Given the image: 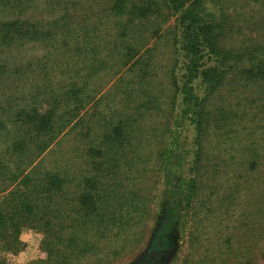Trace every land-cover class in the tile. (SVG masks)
I'll list each match as a JSON object with an SVG mask.
<instances>
[{"label": "trees", "instance_id": "16d2710c", "mask_svg": "<svg viewBox=\"0 0 264 264\" xmlns=\"http://www.w3.org/2000/svg\"><path fill=\"white\" fill-rule=\"evenodd\" d=\"M201 1L204 6L208 2ZM164 3L170 13L179 17L175 26L177 36L173 43L176 50L172 53V63L167 72L175 87L174 94L179 99H176L172 109L173 121L166 127L170 136H174V141L167 148L161 147L160 169L163 168L167 174L172 172L171 163L174 162L176 150H185L179 135L177 137L176 129L181 126L177 124L180 119L189 120L196 131L192 162L194 173L191 177L195 198L200 190L198 183H201L203 174H207L210 169L205 170L200 166L206 158L205 138L208 130L214 126L218 131L226 127L231 131L235 126L225 112L207 115L209 100L226 83L229 73L237 72L240 78L255 79L254 82L264 85V47L257 51H245V61L240 63L239 69L236 68L238 70L233 67L223 69L221 60L225 61L229 53L219 45L224 40L226 23L218 25L206 20L205 24L196 1L164 0ZM153 4L150 0H0V53L3 55L0 59V242L4 250L18 253L20 235L26 225L42 232L50 241L48 261L38 260L30 264H82L91 260L90 248L93 245H85L88 239L82 235L86 233L90 236L96 226L99 228L94 239L98 250L94 259L99 264L103 260L99 257L106 255L104 246L109 251L113 247L111 243L114 238L118 237L119 232L115 230L121 225L124 211L118 209L109 216L107 198L110 200L111 195L120 196V193H110L108 187L116 178L114 168L117 165L120 168V160L126 158L125 147L121 148L123 144L131 142L137 117L149 116L150 109L156 106L135 103L133 110L139 112L130 113L116 124L112 120L105 124L110 130L94 137L84 152L83 172H79V163L75 159V162L70 160L63 168L43 171L38 170L36 163L58 136L69 132L67 124L73 123L79 109L91 103L93 95L87 93L88 79L94 76L96 64L110 69L136 67L137 80L131 82L130 92L126 94L130 97L137 89L134 86L136 83L140 86L146 84L143 94L146 98L152 96L148 76L151 62L141 57L140 52L143 49V25L153 23L152 15L157 12L155 8L152 9ZM35 7H43L44 13L39 9L41 13L35 16L32 11ZM33 43L41 44L43 49L57 54V58L41 59L40 65L43 68H40L38 61L27 60L31 62L28 63L25 59L9 64L12 52H26V47ZM179 49L182 57L187 59L186 74H181L179 70H183L181 59L176 57ZM205 60L212 64L206 66ZM62 66L67 67L64 74L68 78L51 81L46 70L50 72L53 68L62 69ZM35 68L40 70L39 75ZM30 72L36 77L35 83L33 87L24 90L26 85H21L28 82ZM81 80L84 81L79 83ZM196 80L198 86L194 85ZM164 85L167 86L168 82L164 81ZM181 96L182 104L179 102ZM60 108H64V111L59 113ZM66 112H71L69 120L64 118ZM121 113L124 115V112H119L116 116ZM181 113L187 117H180ZM146 133L149 139L146 143L145 140L140 141L139 152L140 146L148 147L149 140H152L151 131ZM130 145L132 148L137 147ZM148 151L150 147L144 152ZM135 160L136 165L139 163L144 166L140 170L142 178L150 177V169L145 167L147 159L136 156ZM252 169L258 170L256 162ZM260 183L262 186L259 187V193L254 188L253 199L256 205L262 203L258 211H255L262 217L263 176ZM247 215L241 214V225H246ZM253 215L250 219L251 231L246 228L242 230L243 233L241 231L245 242L238 241L233 246L235 254L229 242V253H226L224 259V251H220V257L216 255L207 263L202 260L197 264H223L227 255L232 254L235 256L234 264H252L249 258L241 262L239 254L241 251L244 253L245 249L246 254H252V250L255 253L258 241L264 237V227ZM262 250L264 264V248Z\"/></svg>", "mask_w": 264, "mask_h": 264}, {"label": "rangeland", "instance_id": "374dc122", "mask_svg": "<svg viewBox=\"0 0 264 264\" xmlns=\"http://www.w3.org/2000/svg\"><path fill=\"white\" fill-rule=\"evenodd\" d=\"M189 1L198 3L205 24L207 21L218 25L226 23L224 40L221 41V46L219 45L229 53L225 61L221 60L223 69L231 67L239 69L240 63L245 61V51L263 49L264 0H208L205 3L206 7L201 0ZM150 2L151 4L154 2L152 9L155 8L157 12L152 15L153 23L143 25L141 41L143 49L140 55L151 62L148 76L151 81L149 91L152 96L146 98L143 94L146 84L140 86L136 83L134 86L137 89L130 97L126 94L130 92L131 82L137 80L136 67L110 69L96 64L94 76L88 79L87 93L93 95L91 103L79 109L77 116L72 120L73 123L67 124L68 129L70 128L69 132L58 136L36 164L38 170L43 171L56 167L63 168L70 160L75 159L79 163V172H83L84 152L91 145L94 137H99L102 132L110 130L105 124L110 120L116 124L130 113L139 112L133 110L135 103L156 106L155 109H150L149 116L137 117L131 142L128 145L123 144L121 148L125 147L126 158L120 160V168L118 165L116 169L114 168L116 178L108 187L110 193L117 191L120 196L111 195L110 200L107 198V204L109 216L114 211L123 209L124 218L120 219L121 225L115 230L119 234L111 243L113 247L111 246L108 251L107 246H104L106 255L101 258L97 256L103 259L99 264H197L202 260L207 263V260L210 261L214 256L218 257L220 251H224L222 256L224 259L226 253H229V250L227 252L229 242L233 254H235L233 246H236L238 241L245 242L242 230L246 228L247 231H251L250 219L253 214L264 227V216H258L255 212L262 203L258 202L256 205L253 199L254 188H257V192L260 190L261 176L264 177V106H262L264 85L254 82L255 79L240 78L237 72H233L227 75L226 83L210 98L206 109L207 115L213 116L225 112L235 126L231 131L226 129L227 127L218 131L214 126L208 130L205 138L206 158L200 166L205 170L210 169L207 174H203L201 183H198L200 190L194 198L191 177L194 173L192 162L196 131L189 120L180 119L177 124L181 125L179 130L176 129L177 137L179 135L185 150H176L174 162L171 163L172 172L167 174L163 168L160 169L161 147L167 148L174 141V136H170L166 127L173 121L172 109L179 97L176 98L174 94L175 87L167 72L172 63V53L176 50L173 43L177 36L175 26L179 17L169 12L164 0H150ZM39 9L44 13L43 7ZM39 9L36 7L32 9L37 17L41 13ZM94 17L96 18V15ZM102 20L106 22L104 18ZM97 45L100 46L99 43ZM29 46L26 47L28 49L26 52L22 50L12 52L13 55L8 60L9 64L25 59V61H38L40 68H43V65H40L41 59L57 58V54L43 49L41 44L33 43ZM2 56L0 53V59L3 58ZM176 57L181 59L180 65L183 68V70L179 68L181 74H186L187 59L182 57L180 49ZM205 61L206 66L212 64L209 60ZM123 62L125 63V58ZM62 67V69L53 68L50 72L46 70V75H49L51 81L66 80L68 77L64 74V70L66 71L67 67ZM35 71L36 74H40L38 68H35ZM35 78L30 72L28 82L21 85H26L24 90L34 86ZM164 81L168 82L167 86L164 85ZM197 84L198 80L194 85ZM179 102L182 104V96ZM61 111H64V108H60L59 113ZM119 112H124V115L121 113L116 116ZM70 115L71 112H66L65 120H69ZM183 116L187 117L181 113L180 117ZM146 131H151L152 140H149L148 145L150 151L145 153L148 147L142 145L139 152L140 141L145 140L146 143L149 139ZM130 144L137 147L132 148ZM136 156L147 159L148 163L145 167L150 169V177L142 178L140 170L144 166L139 163L136 165ZM254 162L258 165L257 171L252 169ZM243 213H248L245 226L239 222L243 219L241 217ZM92 219L95 221L94 218ZM98 228L99 226H96L90 236L86 233L82 235L84 239H88L85 245H93L90 248L91 260L82 264H97L94 258L98 249L94 237ZM20 240L18 253L4 250L0 242V264L48 261L50 241L42 232L26 225ZM262 248H264V237L258 241L257 253L252 250V254H246L245 249L244 253L241 251L239 254L240 261L244 262L249 258L252 264H262ZM233 254L227 255V260L223 264H234ZM188 259L191 260L190 263Z\"/></svg>", "mask_w": 264, "mask_h": 264}]
</instances>
